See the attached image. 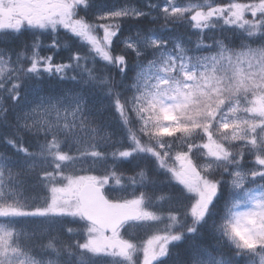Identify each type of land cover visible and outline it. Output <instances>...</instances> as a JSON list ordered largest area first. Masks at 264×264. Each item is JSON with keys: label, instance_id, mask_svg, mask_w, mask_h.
Returning <instances> with one entry per match:
<instances>
[{"label": "snow or ice", "instance_id": "6c2138e0", "mask_svg": "<svg viewBox=\"0 0 264 264\" xmlns=\"http://www.w3.org/2000/svg\"><path fill=\"white\" fill-rule=\"evenodd\" d=\"M92 4L0 0V264H264V0Z\"/></svg>", "mask_w": 264, "mask_h": 264}, {"label": "trees", "instance_id": "16d2710c", "mask_svg": "<svg viewBox=\"0 0 264 264\" xmlns=\"http://www.w3.org/2000/svg\"><path fill=\"white\" fill-rule=\"evenodd\" d=\"M122 3V0H93V4H92V7H91V12L92 13H96L98 11H109V10H112V9H115L117 7H119ZM136 3L143 7V0H136ZM104 6H105V9H104ZM150 21H148L147 18H144L143 20L141 21H127L126 24H125V30L126 31H131L133 28L139 26V25H146V24H149ZM165 35H167V33H164ZM74 50H78V51H84V49L76 43L75 40L72 41V45L70 48L68 49H62L60 53H58V56L60 57H63L65 59L68 58V56L70 55V53ZM131 75V72L129 73V76ZM47 85L51 88H58V87H61V83L58 82V81H55V80H51V81H48L47 82ZM30 93V92H29ZM28 93V94H29ZM27 98H25V102H26ZM110 114V110L108 113H106V115ZM10 115H12V113L10 112ZM163 177L161 176V179ZM204 243H209L210 241L208 240H205L203 241ZM184 255V250L181 249L180 250V256L182 257Z\"/></svg>", "mask_w": 264, "mask_h": 264}, {"label": "rangeland", "instance_id": "374dc122", "mask_svg": "<svg viewBox=\"0 0 264 264\" xmlns=\"http://www.w3.org/2000/svg\"><path fill=\"white\" fill-rule=\"evenodd\" d=\"M145 71H147V68L145 69Z\"/></svg>", "mask_w": 264, "mask_h": 264}]
</instances>
